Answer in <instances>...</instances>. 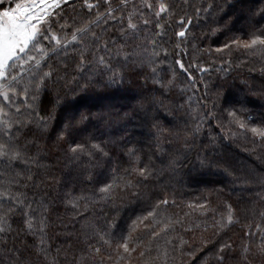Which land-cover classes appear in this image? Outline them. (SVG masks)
Listing matches in <instances>:
<instances>
[{"label": "trees", "instance_id": "1", "mask_svg": "<svg viewBox=\"0 0 264 264\" xmlns=\"http://www.w3.org/2000/svg\"><path fill=\"white\" fill-rule=\"evenodd\" d=\"M165 2L176 5L177 10L187 7L184 0ZM212 2L219 7L210 13L202 12L193 19L190 33L198 37L194 41L196 49L191 47V36L189 42L181 44L180 49L175 47L178 40L173 33L179 30L176 25L179 17L175 11L172 16L160 21L166 31L160 43L169 52L166 64L174 61L177 58L175 53L181 51L180 58L186 67L195 62L198 66L208 68L201 72L199 67H189L193 78L191 81L174 64V83L169 87L157 83L147 67L142 72L133 67H124L121 70L122 80L109 83L110 74L94 77L93 83L84 91L77 86L72 74L66 75L60 70L65 64L62 56L57 55L48 60L57 74L42 89L40 108L41 115H47L43 106L47 105L51 110L55 103V119L46 130L29 137L30 140H36L29 154L35 155L39 151L44 167L38 173L33 169L39 187L29 188L26 193L31 198L32 193L36 192L50 205L46 232L50 237L48 245L51 253L47 261L43 254L39 257L32 255L31 264H72L73 256L80 255L86 238L81 232V222H76L79 218L73 221L75 213L63 202L64 193L90 194L99 187L95 181L107 182L113 168L120 170L118 175H123V170L129 167L128 161L137 157L144 163L150 162L156 170L138 197L117 190L112 201L107 204L98 201L95 208L92 205L88 206L87 211L83 206L80 208L85 215L91 212L88 219L93 223L94 218L99 219L100 225L111 222L116 227L109 231H115L117 235H129L136 251L132 253L133 259L128 264H144L139 257L140 251L145 252V260L157 256V245L150 241L145 224L159 230L163 227L162 223L157 227L161 217L167 218L165 223L176 222L175 231L170 232L169 236L173 239L179 237L185 242L181 244L180 239H176L177 251L173 264H217L215 253L221 242L234 245L233 249L226 252L224 264H237L243 253L242 245L246 242L243 234L248 231V225L261 223L264 226V221L252 211L264 209V142H253L251 132L229 124L227 118V111L235 110L238 118L249 123L260 124L264 120V73L260 71L264 67V59L249 56L236 46H230L231 53L229 49L216 52L230 39H247L253 32L258 34L264 30V0H189L193 7H206ZM117 3L119 0H113V7ZM133 6L144 11L145 18L152 19L141 0H128L125 18L128 12L134 11ZM100 10L103 11V8ZM187 11L192 13L191 8H187ZM55 12L57 15L54 19L63 15L60 9ZM154 23L152 19L136 43H142L147 32L156 31ZM113 27L117 30L112 31ZM118 27L110 23V31L105 33L106 39H115L113 55L121 44ZM185 48L186 55L183 54ZM229 60L230 64L227 63ZM160 76L164 77L165 84L173 78L171 71H162ZM76 79L81 86L85 84V80ZM97 79L99 83L95 82ZM209 110L216 117H224L223 130L216 118L208 117L193 138L191 132L186 130L195 127L198 112ZM101 113L105 115L101 117ZM115 113L120 114L119 118ZM71 116L76 121L73 129L75 139L105 146V150L110 153V161L109 158H101L87 172H81L64 158L62 149L67 144H57L56 137L58 130ZM33 129L35 132V125ZM233 132L236 135H232ZM185 138L189 141L190 150L184 144ZM129 148L135 150L134 157L127 154ZM173 157H178L180 162L169 167ZM90 178L92 183L88 182ZM161 199H167L169 203L160 206V215L155 220L150 217L141 222L138 218H143L151 206ZM225 202L233 206L236 222L219 228L213 224V212L199 206L205 205L226 215L221 207ZM216 219H220L218 214ZM133 221L137 223L134 225ZM10 223L11 230L0 233V264H8L7 249L14 245L21 249L25 245L31 248L33 244V237L20 231L23 225L19 214ZM159 247L162 253V241ZM57 249H60L59 254ZM25 255L28 256V253L25 252ZM101 255L106 257V253L102 252ZM172 255L170 252V258ZM249 260L251 264H264V256L255 249L249 254ZM106 264L114 262L106 260ZM157 264H163V258Z\"/></svg>", "mask_w": 264, "mask_h": 264}, {"label": "snow or ice", "instance_id": "2", "mask_svg": "<svg viewBox=\"0 0 264 264\" xmlns=\"http://www.w3.org/2000/svg\"><path fill=\"white\" fill-rule=\"evenodd\" d=\"M141 3L155 20L156 31L147 32L143 42L136 43L142 30L148 28L152 19L145 18L144 11L135 6H133L134 11L128 12L125 18L124 12L128 7V0H119L115 7H113V0H103V3L101 0H0V233L10 231V221L19 214L23 225L20 231L33 237L31 248L25 245L21 249L14 245L11 249H7L8 264H31L30 257L32 255L39 257L41 254L47 261L51 253V247L48 245L50 237L46 232L50 205L36 192L32 193L31 198L26 193L29 188L39 187L36 176L33 175V169L38 173L44 167L39 151L35 155L29 154L36 143L35 139L30 140L29 137H34L36 132L46 130L55 119L53 115L55 103L51 110L47 105L43 106L47 115H41L40 108V93L47 87L48 81L57 74L56 70L48 64V60L57 55L62 56L65 64L60 70L66 75L72 74L77 86L84 91L93 83L94 77L110 74L108 75L109 83H116L118 79L122 80L121 70L124 67H133L140 72L147 67L151 77L164 87L172 86L174 83L173 64L188 75L189 81L193 79L189 67H199L201 72L208 70L195 62L186 67L180 58L181 51L175 53L177 58L174 61L166 64L169 52L160 43L166 35L165 25L160 21L164 17L172 16L175 11L179 17L176 21L179 30L173 33L178 40L175 47L180 49L181 44L189 42L191 36V47L196 49L197 45L194 41L198 37L190 33L193 19L199 17L202 12L210 13L219 6L212 2L206 7H193L189 0H184V5L187 7H180L177 10L176 5L165 0H154V2L141 0ZM101 8L103 11L100 10ZM187 8L192 9L191 14ZM55 9H60L63 13L59 19H54L57 15ZM110 23L119 26L121 44L115 55H113L112 47L115 39L105 38V33L110 31ZM111 30L117 29L113 27ZM230 46H236L238 50L243 49L247 55L254 58L259 56L264 59V30H260L258 34L253 32L247 39L239 37L230 39L228 43L217 48L216 52L229 49L231 53ZM183 54H187L186 48ZM113 61L116 63L114 64ZM227 63L230 64L231 61ZM45 68L48 70L45 71ZM162 71L172 72L173 78L168 79L167 84L164 83V77L160 76ZM260 71L264 73V67ZM77 77L85 80L83 86L80 85ZM95 82L99 83L100 80L97 79ZM104 115L101 113V117ZM107 115L113 114L107 113ZM115 116L119 118L120 114L115 113ZM208 117L216 118L223 130L224 117H216L214 112L209 110L203 113L198 112L197 119L194 121L195 127L186 131L191 132L194 138L202 122ZM227 118L229 124H235L238 129L245 132H251L253 142L257 140L264 142V120L260 124L249 123L247 120L238 118L235 110L227 111ZM33 125H35V132ZM75 125V117L71 116L58 130L56 143L67 144V147L62 149L64 158L81 172H87L89 167L95 166L101 158H109L110 161V153L105 150V146L95 142L90 143L88 140L75 139L73 136ZM232 135L236 133L233 132ZM184 144L190 150V144L186 138ZM127 154L134 157L135 150L129 148ZM179 162L178 157H173L168 166L173 167ZM201 163L203 164L204 161ZM128 164L129 167L123 170V175H118L120 170L113 168L107 182L95 181L99 187L93 189L90 194L75 195L72 191L64 193L63 202L75 213L73 221L79 218L76 222H81V232L86 238L84 246L80 249V255L73 256L72 264H106V260L113 261L114 264L119 261L128 264L133 259L132 253L136 251V248L132 246L129 235L123 233L117 235L115 231H109L110 228L116 227L111 222L100 225L99 219L94 218L95 223H93L88 219L91 212L85 215L80 211L82 206L86 211L89 205L95 208L98 201L104 204L111 202L117 190L138 197L143 187L156 174V170L150 162L144 163L138 157L129 160ZM125 177L134 179H125ZM88 182L92 183L93 180L90 178ZM168 203L167 199L157 200L155 205L151 206V210L143 218L138 219H141V222L150 217L155 220V217L160 215V206H167ZM207 203L206 201L205 205ZM205 205L199 207L213 212V224L218 225L219 228L236 222L235 210L231 204L225 202L221 206L226 211V215ZM252 211L254 215L261 218V221H264V209ZM217 214L220 216L219 220L216 219ZM166 219L161 217L157 227L160 223L163 227L159 230L150 227V224H145V228L149 230L150 241L157 245L155 249L157 256L145 260V252L140 251L139 257L144 264H157L161 258H163V264L174 262L177 251L176 239L180 238L173 239L169 236L170 232L175 231L174 223L176 222L165 223ZM136 223L137 221H133L134 225ZM217 234H219L218 231ZM243 235L246 242L242 245L243 253L237 264H251L249 254L253 252V249L264 256V226L261 223L248 225V231H245ZM164 237L168 238L164 239ZM160 241L164 246L162 253L159 247ZM180 243L185 242L180 239ZM233 247L231 242L219 244L215 253L217 264H224L226 252ZM59 252L60 249H57V254ZM102 252L106 253V257L101 255ZM170 252L173 254L171 258Z\"/></svg>", "mask_w": 264, "mask_h": 264}, {"label": "rangeland", "instance_id": "3", "mask_svg": "<svg viewBox=\"0 0 264 264\" xmlns=\"http://www.w3.org/2000/svg\"><path fill=\"white\" fill-rule=\"evenodd\" d=\"M56 10V9H55ZM112 107L109 108V110L111 109Z\"/></svg>", "mask_w": 264, "mask_h": 264}]
</instances>
